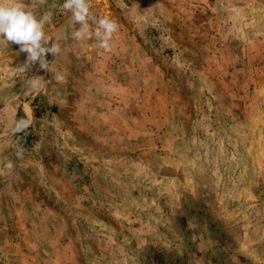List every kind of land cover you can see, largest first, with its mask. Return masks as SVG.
Instances as JSON below:
<instances>
[{"label": "rangeland", "instance_id": "374dc122", "mask_svg": "<svg viewBox=\"0 0 264 264\" xmlns=\"http://www.w3.org/2000/svg\"><path fill=\"white\" fill-rule=\"evenodd\" d=\"M63 3L49 72L0 40V264H264V0Z\"/></svg>", "mask_w": 264, "mask_h": 264}, {"label": "clouds", "instance_id": "9594fccd", "mask_svg": "<svg viewBox=\"0 0 264 264\" xmlns=\"http://www.w3.org/2000/svg\"><path fill=\"white\" fill-rule=\"evenodd\" d=\"M63 8L70 13L74 20L75 28L72 38L79 42L96 41L98 46L105 52L112 50L111 41L113 35L118 31V24L106 15H100L95 20V27H92V15L90 12L91 0H64ZM50 15L37 17L33 11H29L24 0H0V40L19 46L20 52L27 54V58L21 65L25 71L31 69L38 63L39 68L49 72L50 62L47 59L49 54L57 56L60 53V45L53 44L51 38L45 35V24L50 22ZM79 25V27H76ZM94 47L89 46V50ZM32 79L30 85L34 90H41L43 87V76ZM57 80L62 79L56 76ZM21 120L17 123V130L26 127Z\"/></svg>", "mask_w": 264, "mask_h": 264}, {"label": "trees", "instance_id": "16d2710c", "mask_svg": "<svg viewBox=\"0 0 264 264\" xmlns=\"http://www.w3.org/2000/svg\"><path fill=\"white\" fill-rule=\"evenodd\" d=\"M20 136H19V138L17 139V146H19V147H22V146H24L26 143L24 142V141H26L25 140V138L23 137V131H21L20 130Z\"/></svg>", "mask_w": 264, "mask_h": 264}]
</instances>
